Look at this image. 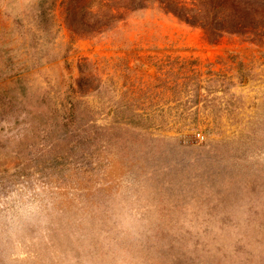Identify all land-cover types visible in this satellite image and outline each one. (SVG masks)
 <instances>
[{"label":"rangeland","instance_id":"1","mask_svg":"<svg viewBox=\"0 0 264 264\" xmlns=\"http://www.w3.org/2000/svg\"><path fill=\"white\" fill-rule=\"evenodd\" d=\"M28 1L0 0V264H264V41L212 44L151 3L70 46L61 28L58 58L24 68ZM86 57L99 76L81 117L127 122L68 144L82 174L48 160L63 135L37 109Z\"/></svg>","mask_w":264,"mask_h":264},{"label":"trees","instance_id":"2","mask_svg":"<svg viewBox=\"0 0 264 264\" xmlns=\"http://www.w3.org/2000/svg\"><path fill=\"white\" fill-rule=\"evenodd\" d=\"M151 3H157L180 21L201 27L207 41L212 44L218 43L227 34L242 36L252 43L264 41V0H30L27 11H19L16 15L18 35L13 40L18 41L19 37L27 49L30 45L31 51H26L27 55L22 57V62L26 64L24 68L41 66L58 58L53 44L61 28L65 29L67 45L70 46L76 38L97 37L112 31L134 12L149 7ZM44 46L52 48L50 51L38 52ZM82 61L78 65L79 75L71 82L70 89L62 92L61 101H55L48 107H39L37 111L45 115L47 132L55 131L63 135V138L61 136L60 140L48 146H59L48 160L66 162L68 166L72 165L71 169L87 174L89 169L85 162L70 163L68 144L80 146L91 137V131L104 127L118 129L121 127L118 124L127 121L98 124L96 120L81 117L83 111L89 110L87 97L97 89L92 85L99 76L96 73L98 61L87 57ZM180 64V68L190 65L187 60ZM94 66L97 68L92 69ZM212 74L217 75L215 72ZM174 80L176 86L181 85L177 77ZM201 87L199 85L196 89ZM115 107H119L118 101ZM34 110L35 107L32 112ZM86 155L88 151H84L83 159H86Z\"/></svg>","mask_w":264,"mask_h":264}]
</instances>
